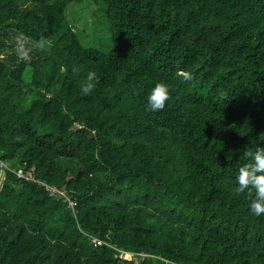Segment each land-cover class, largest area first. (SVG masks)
Listing matches in <instances>:
<instances>
[{
    "label": "trees",
    "instance_id": "1",
    "mask_svg": "<svg viewBox=\"0 0 264 264\" xmlns=\"http://www.w3.org/2000/svg\"><path fill=\"white\" fill-rule=\"evenodd\" d=\"M83 1L108 48L67 19ZM258 144L264 0H0V264H264L236 191Z\"/></svg>",
    "mask_w": 264,
    "mask_h": 264
},
{
    "label": "clouds",
    "instance_id": "2",
    "mask_svg": "<svg viewBox=\"0 0 264 264\" xmlns=\"http://www.w3.org/2000/svg\"><path fill=\"white\" fill-rule=\"evenodd\" d=\"M98 77L94 71H89L86 82L82 85L84 93H90L96 86ZM170 98V88L166 81L155 83L147 95L148 107L155 111L165 107ZM244 161L236 176V191L255 192V199L251 202L252 212L259 216L264 214V145H246L242 150Z\"/></svg>",
    "mask_w": 264,
    "mask_h": 264
},
{
    "label": "rangeland",
    "instance_id": "3",
    "mask_svg": "<svg viewBox=\"0 0 264 264\" xmlns=\"http://www.w3.org/2000/svg\"><path fill=\"white\" fill-rule=\"evenodd\" d=\"M86 4L85 1L82 3L70 2L67 5L66 17L71 21L72 27L77 26L79 36L85 45L94 46L101 49L108 48V38L105 31L102 29L96 21L92 25V5L89 4L85 7L84 11L80 10L81 5ZM77 8L78 15L73 17L72 8ZM3 176V172L0 170V182Z\"/></svg>",
    "mask_w": 264,
    "mask_h": 264
},
{
    "label": "built area",
    "instance_id": "4",
    "mask_svg": "<svg viewBox=\"0 0 264 264\" xmlns=\"http://www.w3.org/2000/svg\"><path fill=\"white\" fill-rule=\"evenodd\" d=\"M3 165H4V164H3ZM16 173H17V175H19V176H23V177H25V178H30V176H28V175H24V174H23V171H22L21 168L17 169V170H16ZM46 189H49L51 192H56V191H58V189H57L56 187H53V186H51V185H47V186H46ZM69 203L72 205L74 202L70 200ZM93 240L97 241V239H95V238H94ZM97 242H98V241H97Z\"/></svg>",
    "mask_w": 264,
    "mask_h": 264
}]
</instances>
